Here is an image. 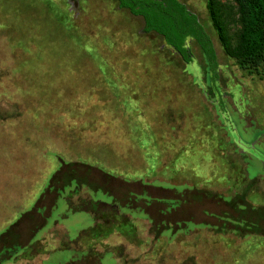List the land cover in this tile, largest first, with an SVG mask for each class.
<instances>
[{"label": "rangeland", "instance_id": "obj_1", "mask_svg": "<svg viewBox=\"0 0 264 264\" xmlns=\"http://www.w3.org/2000/svg\"><path fill=\"white\" fill-rule=\"evenodd\" d=\"M178 1L210 38L214 70L193 39L186 63L116 0H0V233L60 161L264 206V63L240 68L206 0ZM214 3L232 47L234 3ZM154 231L143 211L70 184L0 264H264V236L202 223Z\"/></svg>", "mask_w": 264, "mask_h": 264}, {"label": "trees", "instance_id": "obj_2", "mask_svg": "<svg viewBox=\"0 0 264 264\" xmlns=\"http://www.w3.org/2000/svg\"><path fill=\"white\" fill-rule=\"evenodd\" d=\"M117 5L140 16L143 30L159 34L180 58L188 63L190 52L185 38L199 46L209 69L215 68L212 42L195 14L178 0H116ZM239 31L230 47L214 0H206L207 16L225 54L245 71L258 73L264 63V0H232ZM74 184L99 191L121 207L143 211L155 233L184 228L188 223L210 225L216 231H233L238 236H264V206H254L241 195L224 199L195 187L147 185L126 180L82 161L63 162L50 175L31 209L22 213L0 233V261L26 245L48 217L64 187ZM77 262V261H74ZM70 261V263H74Z\"/></svg>", "mask_w": 264, "mask_h": 264}, {"label": "water", "instance_id": "obj_3", "mask_svg": "<svg viewBox=\"0 0 264 264\" xmlns=\"http://www.w3.org/2000/svg\"><path fill=\"white\" fill-rule=\"evenodd\" d=\"M171 47V46H170ZM172 48V47H171ZM173 49V48H172Z\"/></svg>", "mask_w": 264, "mask_h": 264}]
</instances>
